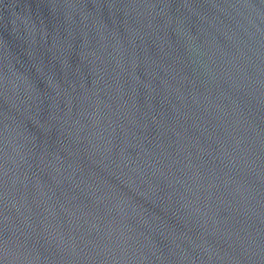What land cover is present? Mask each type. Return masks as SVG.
Here are the masks:
<instances>
[{
    "label": "water",
    "instance_id": "95a60500",
    "mask_svg": "<svg viewBox=\"0 0 264 264\" xmlns=\"http://www.w3.org/2000/svg\"><path fill=\"white\" fill-rule=\"evenodd\" d=\"M0 264H264V0H0Z\"/></svg>",
    "mask_w": 264,
    "mask_h": 264
}]
</instances>
